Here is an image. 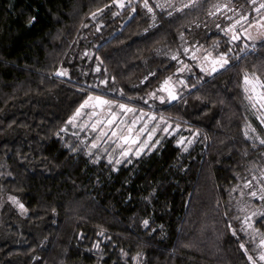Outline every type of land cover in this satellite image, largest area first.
<instances>
[{
    "label": "trees",
    "instance_id": "1",
    "mask_svg": "<svg viewBox=\"0 0 264 264\" xmlns=\"http://www.w3.org/2000/svg\"><path fill=\"white\" fill-rule=\"evenodd\" d=\"M143 2L0 0V194L14 192L26 210L21 216L9 202L2 208L12 239L0 241V264H248L241 242L256 254L236 209L242 180L264 167V146L255 140L264 138L256 118L261 110L252 108L243 85L245 69L264 77V44L256 40L249 55L211 75L183 48L218 55L231 47L235 57L253 41L229 45L216 25L225 28L231 23L225 15L239 13H208L226 3L252 17L261 0H197L179 12L172 6L188 0H148L151 13ZM173 54L187 56L183 64L191 69L176 73L181 65ZM58 69L68 74L57 75ZM168 76L187 84L176 85L178 100L162 104L147 96ZM100 80L106 84L96 87ZM90 92L157 120L163 114L169 126L181 125L178 135L159 129L145 151L113 171L102 149L111 132L92 148L94 130L88 136L67 122ZM197 130L182 151L176 141ZM249 199L261 205L243 197ZM256 221L264 234V219Z\"/></svg>",
    "mask_w": 264,
    "mask_h": 264
},
{
    "label": "snow or ice",
    "instance_id": "2",
    "mask_svg": "<svg viewBox=\"0 0 264 264\" xmlns=\"http://www.w3.org/2000/svg\"><path fill=\"white\" fill-rule=\"evenodd\" d=\"M115 3L118 4V6L123 7L122 0H114ZM197 0H188L187 4H180L179 7H175L174 5L173 10L174 11H181L185 8L192 7L196 4ZM249 4H254L255 0H247ZM143 7L148 9V12H152V7H149L148 0H144ZM156 7H161V5L157 4ZM225 9L227 11H231L234 14L239 13V18L235 19L234 17H230L225 15V20L231 21L225 28H221L220 24H217V29L224 32L226 36H229L228 44L231 45L233 42L238 41L241 39V34L246 36V38L250 41H253L252 45H245L243 47H240V50L238 53H236L235 57H232L230 59L229 53L232 52V48L229 47L227 52L220 51L218 55H213L211 52H205L203 55V63H198L197 66L200 67L202 72H206L209 75L212 73L218 72V70H224L226 67L231 66L232 60H235L237 63L244 55H249V49L254 48L255 41L260 40L262 44H264V15H259L257 18H251L246 13H240L239 9L231 8L229 9L228 4H218L215 6V12L210 11L208 13L209 16L215 15L216 13H221V10ZM253 11H256L258 13H264V0H261V3L252 9ZM101 9H97L96 12L99 13ZM93 18H95V13L91 14ZM115 15V13H113ZM171 15V13H169ZM251 19V23H247ZM35 20V17H31L27 22L31 24ZM247 23V28L244 27V24ZM237 25H239V31L237 30ZM86 27V25H85ZM255 27L258 29L257 36H252L248 29H251ZM183 36V34H181ZM215 48L218 49L219 44L214 45ZM192 52L191 59L193 61H197L199 57L196 55L197 52L200 50L195 48V46H192L190 49L189 47L183 48V53L185 55H188L189 52ZM99 59V57H97ZM172 60L176 61L178 63V66L176 68V73H182L185 70H190L191 65L183 64L179 58V54H173L171 57ZM210 65V68H209ZM57 75L65 76L68 74L67 69H58ZM149 75H152L150 73ZM148 77H144L143 80L140 81L141 84H144L147 81ZM115 78L113 77V81ZM178 84L183 85L184 87H187V84L183 79H180L177 81ZM106 80H100L96 87H99L100 85H105ZM243 85H244V92L246 93V98L251 101L252 108H257V105H259L260 114L257 115V119L261 121L262 124H264V77H261L258 75V73L253 70L249 72L247 69L244 70L243 74ZM110 91L115 92V89H110ZM157 92L160 94L157 95ZM120 95H123V89H120ZM147 96L149 97H155L158 99L162 104L164 103H170L173 101H176L180 97V91L177 89L176 84L172 83V77H166L162 83L160 84L158 90L150 91L147 93ZM131 99V98H129ZM91 106L94 109H101L108 113L107 118L103 121V123L111 124L113 120L117 118V112L112 111V106L115 105L123 114H127L129 112H136L137 109L133 108L128 103H120L116 99H108L104 95H93L91 92L88 94L87 99L83 101V103L80 104L79 107L76 108L75 112L72 116H69L68 123H72L76 116H78L81 113V110L87 106ZM139 111L143 114V109H139ZM93 117L97 116L98 113L93 111L91 113ZM142 119L141 117H137L133 120L132 125H135L137 122H139ZM148 119L152 120L157 126H162L163 131L167 135H172L173 132L176 131V129L180 128L181 125L178 123L174 128H169L168 124L170 123L169 119L166 118L163 114L159 116V119H155L154 114L149 113ZM147 123V121H144ZM101 123L100 120L95 121L93 123L92 127L95 129L96 124ZM186 123V122H185ZM132 125L128 126V133L129 135L120 136L119 139L123 140L124 142L128 144H135L136 141L140 138L139 134L133 136L132 133ZM246 127L251 128V125H247ZM100 131H103L101 129ZM141 131H144L142 128ZM156 129L153 128L151 132L148 133V139H151V137L155 134ZM253 132H255V129H252ZM113 136H116V130L112 129ZM199 135V131H193L191 133V137L187 139V143H185V137L181 136L177 141L176 144L181 147L182 151H186L188 146L192 143V138ZM245 136H248V132H245ZM255 140H258L261 146H264V138H261L259 136L255 137ZM160 143L157 141L156 144H152L151 146L147 147V151L151 152L152 149H154L157 144ZM147 145V140L144 141L138 148L135 149L134 155L139 156L141 152L145 151V146ZM96 146V142L94 141L92 144V147ZM75 151V149H73ZM132 151L130 148L125 149L123 152L120 153L119 157L115 158V164L112 165V170L116 171L115 165H118L121 163V160L128 156L129 152ZM99 159V157L97 158ZM112 157L109 156V162L111 163ZM131 163V161H129ZM239 178V177H238ZM258 186V187H257ZM236 189L234 188L233 191ZM247 190V191H245ZM241 194V201H238L237 211L239 213H242V219L240 220L241 227L240 231L243 232L245 235H248V233L252 234L251 237V243L256 244L257 247L255 249V255H250L248 252V248L246 247L244 242H241L239 247L244 251V255L247 257L248 264H258V262H264V234H261L259 230L255 227V223L253 221H256V218L259 217L260 219H264V167L260 169L259 176L252 175L251 179H243L242 180V188L240 189ZM247 196L249 198H256L261 201L260 206H253L251 203V200H243V197ZM14 203H18L16 201L15 197H9ZM147 199V198H146ZM19 207L21 210H24V205L19 204ZM227 215V213H225ZM232 219H240V217H233ZM258 222V221H256ZM143 225L147 226L149 224L148 219L143 220ZM228 228L231 231L232 235L235 237L237 236V231L232 228V224H228ZM257 237H259L258 244H257ZM99 245H93V247H98ZM134 261H137V257L132 258ZM138 264V261H137Z\"/></svg>",
    "mask_w": 264,
    "mask_h": 264
},
{
    "label": "rangeland",
    "instance_id": "3",
    "mask_svg": "<svg viewBox=\"0 0 264 264\" xmlns=\"http://www.w3.org/2000/svg\"><path fill=\"white\" fill-rule=\"evenodd\" d=\"M125 2H126V0H122L123 4ZM259 15H264V13L258 14V12H256V13H254V15L251 18H257L258 19ZM247 23H251V19ZM247 23L244 24L245 28H247ZM237 30L239 31V25H237ZM248 31L250 32V34L252 36H257L259 30L256 29L255 27H253L251 29H248ZM241 38L244 41H246V39H247L246 36H244L243 34H241ZM243 44L244 45H250L247 42L243 43ZM199 50H200L199 53H201L202 50L201 49H199ZM203 52L205 53V52H210V51L206 50ZM211 53L214 56L217 55V54L213 53L212 51H211ZM202 59H203V57H202ZM209 67H210V65H209ZM204 73L206 74V72H204ZM179 80H180L179 77H175L173 79L174 82H177ZM88 107H90V111L88 113H86L83 110H81V113L75 117L74 121L71 123V126L80 129V131L82 130V132L85 133L86 135L88 134V136L89 135L91 136V133L89 130L93 129L94 133H96V134L93 136L91 141L89 140L88 144H89V146L90 145L92 146L93 142L95 141L96 142L95 147H97L98 141L101 140V138L104 136L106 131L109 130L111 132V135L108 133L110 136L105 141V144L107 143V145H105L104 147L102 146V149L105 152V155L108 157V159H109V156L112 157L111 161H113L114 163H115V158L119 157L120 153L123 152L125 149L130 148L132 151L129 152L128 156L129 155L132 156V155H134L133 153H134L135 149L138 148L142 143H144L145 140H147V145H149L148 143L152 140V137H154V135L157 133V131L159 129L163 130V128L161 126H157V125H155V123L151 124L152 120L148 119V114L145 112H143V114H142L139 110H137L134 113L129 112L127 114H123L121 111L118 112L119 109L118 110H112L114 112H117V114H118L117 118L115 120H113L111 124H106V123H103V121L108 116V113L106 111L101 110V109H94L91 106H88ZM93 111H96L98 113V115L93 117L91 115V113ZM141 116H142V119L139 122H137L135 125H132L133 120L136 119L137 117H141ZM97 120H100L101 123L96 124V127L94 129L92 127V125ZM144 121H147V123H145ZM130 125H132L131 135L135 136V135L139 134L140 138L138 139L137 143H135V144H128L126 142H124V144H122L119 137L128 134L127 130H128V126H130ZM175 126L176 125L169 126V124H168L169 128H174ZM142 128L144 129V131H141ZM153 128L156 129L155 134L151 137V139H148V133L151 132ZM101 129H103V131H100ZM112 129L116 130V133H117L116 136H113ZM178 130H179V128H178ZM178 130L176 133L177 135L179 132ZM189 137H191V136H189ZM187 139L188 138H185L186 143H187ZM108 141H110V144ZM95 147H92V148H95ZM126 157H124V158H126ZM9 197H15L14 192H11V191L6 189L0 194V241H2V242L3 241H11V239H12V236L5 230V226H4L3 219H2V213H1L2 208L6 202L14 203L11 199H9ZM17 199L18 198H16V201L19 202V200H17ZM14 204L19 208L20 215L23 216L26 212L25 208H24V210H21V208L19 207L20 202H19V204L18 203H14ZM256 206L258 207V206H260V204H256ZM261 264H264V262H261Z\"/></svg>",
    "mask_w": 264,
    "mask_h": 264
},
{
    "label": "flooded vegetation",
    "instance_id": "4",
    "mask_svg": "<svg viewBox=\"0 0 264 264\" xmlns=\"http://www.w3.org/2000/svg\"><path fill=\"white\" fill-rule=\"evenodd\" d=\"M255 13H256V11H255ZM258 14H260V13H258ZM227 27V26H226ZM197 49H200V48H197ZM202 50V49H201ZM188 55H191L192 56V52L190 51L189 52V54ZM196 55L199 57V59L197 60V61H193V62H195L196 64H198V63H200V64H202L203 63V59H202V57H203V55H204V52H203V50L201 51V53H199V52H197L196 53ZM180 58V60H181V62L182 63H184V60L183 59H185V60H187V56L186 57H184V56H182V57H179ZM200 68V67H199ZM210 68V67H209ZM169 77V76H168ZM174 77V76H173ZM179 79H182V78H180L179 77ZM172 81H173V79H172ZM161 83H162V81H161ZM160 83V84H161ZM172 83H174V81L172 82ZM176 84H178L177 82H175ZM96 112V111H95ZM127 132H128V130H127ZM127 135H129V133L127 134ZM121 141V143L122 144H124V141L123 140H120ZM138 141V140H137ZM137 141H136V143H137Z\"/></svg>",
    "mask_w": 264,
    "mask_h": 264
}]
</instances>
